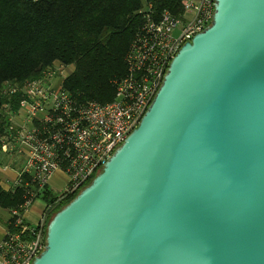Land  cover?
<instances>
[{"label": "water", "instance_id": "water-1", "mask_svg": "<svg viewBox=\"0 0 264 264\" xmlns=\"http://www.w3.org/2000/svg\"><path fill=\"white\" fill-rule=\"evenodd\" d=\"M32 264H264V0H215Z\"/></svg>", "mask_w": 264, "mask_h": 264}, {"label": "built area", "instance_id": "built-area-1", "mask_svg": "<svg viewBox=\"0 0 264 264\" xmlns=\"http://www.w3.org/2000/svg\"><path fill=\"white\" fill-rule=\"evenodd\" d=\"M214 4L215 0H184L182 17L165 12L158 20L150 9L127 57V75L114 83L112 102H79L64 89L65 68L59 64L42 78L6 85L4 94L21 97L18 109L7 119L1 155L22 161L13 188L23 187L26 194L20 209L11 210L0 242V264H32L45 249L54 204L46 206L36 226L28 225L23 213L47 189L55 173L67 178L58 204L101 171L138 127L175 55L211 23Z\"/></svg>", "mask_w": 264, "mask_h": 264}, {"label": "trees", "instance_id": "trees-1", "mask_svg": "<svg viewBox=\"0 0 264 264\" xmlns=\"http://www.w3.org/2000/svg\"><path fill=\"white\" fill-rule=\"evenodd\" d=\"M183 1L0 0V156L7 119L21 97L4 94L7 84L42 78L58 63L73 67L63 87L79 102H112L144 16L151 9L155 20L165 12L180 18ZM79 192L56 204L57 196L47 190L43 198L54 204L48 222ZM25 194L23 187L5 191L0 185V207L20 209Z\"/></svg>", "mask_w": 264, "mask_h": 264}, {"label": "crops", "instance_id": "crops-1", "mask_svg": "<svg viewBox=\"0 0 264 264\" xmlns=\"http://www.w3.org/2000/svg\"><path fill=\"white\" fill-rule=\"evenodd\" d=\"M13 159V160H11ZM22 161L16 158H10L4 155L0 156V185L5 191H13L15 180L17 179V171L22 167ZM55 180L59 181V185L56 186ZM67 184V178L64 174L57 172L55 173L48 183V190L51 194L59 196L65 190ZM42 191L36 199H34L32 205L23 213L24 221L30 226H36L48 205L43 198L46 194ZM44 194V195H43ZM11 211L2 209L0 207V242L5 238L6 231L8 229V223L10 222Z\"/></svg>", "mask_w": 264, "mask_h": 264}, {"label": "rangeland", "instance_id": "rangeland-1", "mask_svg": "<svg viewBox=\"0 0 264 264\" xmlns=\"http://www.w3.org/2000/svg\"><path fill=\"white\" fill-rule=\"evenodd\" d=\"M55 64H58V63H55ZM64 67V66H63ZM65 69H64V71H63V73H62V77L64 78V77H67L69 74H71L72 72H73V67H64ZM56 186H58L60 183H59V181L58 180H55V183H54Z\"/></svg>", "mask_w": 264, "mask_h": 264}, {"label": "bare ground", "instance_id": "bare-ground-1", "mask_svg": "<svg viewBox=\"0 0 264 264\" xmlns=\"http://www.w3.org/2000/svg\"><path fill=\"white\" fill-rule=\"evenodd\" d=\"M127 69H128V68H127ZM124 77H125V76H124ZM122 78H123V77H122ZM117 80H118V79H117ZM117 80H116V81H117ZM112 101H113V100H112ZM47 188H48V187H47Z\"/></svg>", "mask_w": 264, "mask_h": 264}]
</instances>
